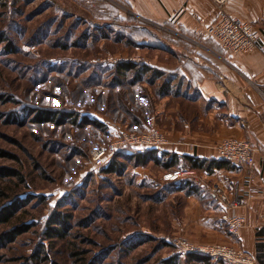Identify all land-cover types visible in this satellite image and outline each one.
<instances>
[{
  "label": "rangeland",
  "instance_id": "obj_1",
  "mask_svg": "<svg viewBox=\"0 0 264 264\" xmlns=\"http://www.w3.org/2000/svg\"><path fill=\"white\" fill-rule=\"evenodd\" d=\"M81 1H0V36L6 39L0 41V95L16 102L0 101V153L5 154H0V168L21 173L0 178L5 194L0 206L26 200L12 225H30L15 242L0 247V264H33V255L40 260L42 252L49 261L39 264H162L175 255L179 264H197L173 240L207 246L199 243L201 237L217 242L218 233L193 227L204 212L179 193L186 185L164 181L168 169L162 164L134 166L121 159L126 165L118 175L91 160L109 142L104 120L137 133L157 129L142 123L152 111L149 93L154 94L158 77L148 49L161 45L160 35L173 33L130 14L127 25L106 21L87 7L89 0ZM121 62L149 70L136 80L133 72L116 73ZM24 106L75 112L101 125L11 123L9 114L21 116ZM177 168L186 181L203 178L200 170ZM215 183L204 185L214 201ZM55 210L70 215V229L64 240L49 241L43 231Z\"/></svg>",
  "mask_w": 264,
  "mask_h": 264
},
{
  "label": "crops",
  "instance_id": "obj_2",
  "mask_svg": "<svg viewBox=\"0 0 264 264\" xmlns=\"http://www.w3.org/2000/svg\"><path fill=\"white\" fill-rule=\"evenodd\" d=\"M88 2L86 5L95 10V16L106 21L115 15L127 25L130 14L151 26L171 29L173 35H160L157 42L161 45L148 49L155 57L152 68L160 75L153 84L154 94L149 93L152 111L145 117L147 122L142 123L165 133L167 144L156 150L157 156L168 154L178 159L164 173L183 164L186 173L201 172L200 181L174 183L178 187L186 185L179 193L194 203L196 210L204 212L193 227L218 233L217 242H206L207 238L201 237L199 243L229 244L264 264V0L226 2V11L250 23L256 35L255 51L238 55L227 54L203 33L217 16L212 0ZM110 23L104 26L111 27ZM167 41L168 45L161 43ZM159 56L163 58L160 61ZM229 138L245 140L256 149L253 168L228 163L222 168L209 165L212 161L222 163L215 148ZM234 179L242 181L243 191V203L234 212L245 219L246 225L231 237L220 222L223 209L204 185L212 180L230 189Z\"/></svg>",
  "mask_w": 264,
  "mask_h": 264
},
{
  "label": "built area",
  "instance_id": "obj_3",
  "mask_svg": "<svg viewBox=\"0 0 264 264\" xmlns=\"http://www.w3.org/2000/svg\"><path fill=\"white\" fill-rule=\"evenodd\" d=\"M228 0H212L217 8L215 20L203 29L204 35L215 42L227 54H250L256 49V35L253 26L239 18L231 16L225 9ZM108 130L109 142L97 148L91 160L99 167H105L108 162L120 153L143 152V150H159L167 144L165 136L157 129L137 133L129 131L124 126L112 121L104 120ZM218 160L238 168H253L256 149L247 141L229 138L216 146ZM184 173L177 169L166 173L164 181H183ZM212 193L223 209L220 221L231 237H235L245 227V219L236 215L234 210L240 207L242 201V181L234 179L230 189L215 183ZM176 247L182 248L186 254H199L209 257L216 262L226 264H258L253 255H249L229 244H212L207 246H193L179 239L173 240Z\"/></svg>",
  "mask_w": 264,
  "mask_h": 264
},
{
  "label": "trees",
  "instance_id": "obj_4",
  "mask_svg": "<svg viewBox=\"0 0 264 264\" xmlns=\"http://www.w3.org/2000/svg\"><path fill=\"white\" fill-rule=\"evenodd\" d=\"M2 2V0H0ZM98 2H105V0H97ZM115 14V12H114ZM132 18V17H130ZM114 19L121 22L122 21L114 15ZM133 23L134 20L130 19ZM147 26V25H146ZM150 27V26H149ZM146 29V28H143ZM143 32V30H140ZM6 39L0 36V41L4 42ZM149 42V41H148ZM155 46V44H149ZM11 46V43L8 42V47ZM149 68L145 65H141L138 68V64L133 62H121L116 66V73L119 75H126L129 73H134L135 79H142V74L146 73ZM158 75H160L158 73ZM0 101L4 103H12L16 102L9 96L5 97L0 95ZM10 122L17 123L19 125H23L27 120L35 124H44V123H53L55 125L64 124L68 121H71L73 124L80 123L81 126L86 125H101L97 121H92L88 117L79 118V115L75 112H64L52 109H44L37 107L24 106L21 110V116L16 113L9 114ZM79 120H81L79 122ZM2 156H5L2 152L0 153ZM121 159H126L129 163H133L134 166H146L149 162H153L156 165L161 164V160H164L165 163L162 164L163 167L169 169L173 165L178 162V159L175 156H169L168 154H162L160 157L157 156L156 150H145L143 152H133L130 155H126V153H120L112 158L108 164L104 168L105 173H116L118 175H122L125 169V163L121 161ZM227 163H215L214 161L210 162V166L212 165L215 168L225 167ZM195 167L201 168V166L195 165ZM21 173L14 169L9 168H0V178H18ZM5 195L0 192V196ZM27 202L26 200L16 198L12 201L7 202L6 204L0 206V247L7 243L15 242L18 237L27 233L30 229V225L28 224H20V225H12L13 220L17 217L19 209L22 208ZM70 215L65 214L59 210H55L52 212L50 217H48L45 229L43 231L44 239L52 241L54 238L64 240L67 237L68 231L70 229L69 226ZM43 251V249H41ZM43 253V258L40 260L36 257L37 254H34V263L39 264V262L47 263L49 258L45 252ZM187 260L190 262H194L197 264H214L213 261L203 255L199 254H187ZM179 256H171L168 259L164 260L162 264H179ZM32 264V263H31Z\"/></svg>",
  "mask_w": 264,
  "mask_h": 264
}]
</instances>
